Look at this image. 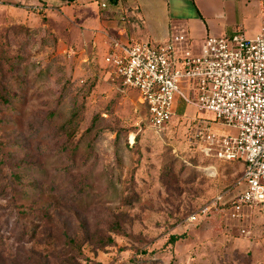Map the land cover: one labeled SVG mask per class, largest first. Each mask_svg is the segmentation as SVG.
Segmentation results:
<instances>
[{
    "label": "rangeland",
    "instance_id": "rangeland-1",
    "mask_svg": "<svg viewBox=\"0 0 264 264\" xmlns=\"http://www.w3.org/2000/svg\"><path fill=\"white\" fill-rule=\"evenodd\" d=\"M3 6L0 264H63L73 255L67 238L100 264H264L257 213L186 224L242 173L203 157L193 136L207 126L223 136L235 130L179 103L185 114L151 132L137 93L107 83L104 54ZM108 238L114 243L100 251Z\"/></svg>",
    "mask_w": 264,
    "mask_h": 264
},
{
    "label": "built area",
    "instance_id": "built-area-1",
    "mask_svg": "<svg viewBox=\"0 0 264 264\" xmlns=\"http://www.w3.org/2000/svg\"><path fill=\"white\" fill-rule=\"evenodd\" d=\"M104 64L108 84L137 93L151 132L164 131L179 103L211 112L236 131L235 136H223L207 126L193 136L205 158L239 161L245 171L234 190L218 194L186 224H199L227 210L240 220L257 213L264 224V3L260 33L254 40L241 33L209 36L197 54L183 34L156 46L112 39Z\"/></svg>",
    "mask_w": 264,
    "mask_h": 264
},
{
    "label": "crops",
    "instance_id": "crops-1",
    "mask_svg": "<svg viewBox=\"0 0 264 264\" xmlns=\"http://www.w3.org/2000/svg\"><path fill=\"white\" fill-rule=\"evenodd\" d=\"M9 13L23 11L28 20L45 18L78 44L104 54L112 39L120 43H165L185 35L197 51L211 37L260 33L264 0H0ZM106 4L102 8V4ZM74 29V30H73Z\"/></svg>",
    "mask_w": 264,
    "mask_h": 264
},
{
    "label": "trees",
    "instance_id": "trees-1",
    "mask_svg": "<svg viewBox=\"0 0 264 264\" xmlns=\"http://www.w3.org/2000/svg\"><path fill=\"white\" fill-rule=\"evenodd\" d=\"M180 104H182V103H180ZM144 109H145V107H144ZM185 109H186L185 107H181L178 104L177 107H176V109H175L174 115H182L183 116L185 114ZM166 128H167V124L165 126V129ZM165 129H164V131H165ZM220 163L240 165L241 168H242V173L239 176L238 180H241L242 179L243 174H244V171H245V165L242 162H239V161H235V162H223V161H220ZM237 181H236V183H237ZM234 185H232L231 187L225 188L224 190H221L219 193H223L224 191L232 188ZM219 217H221V216H219ZM211 219H215V218H211ZM115 228H116V229H114L115 230L114 231L115 234L118 235V234L122 233V230L120 229V227H119L118 224L115 225ZM178 239H179V237H171L170 238V242L171 243H175ZM113 243H114L113 242V239L112 238H108L103 244H101L99 246L98 249L100 251L101 250H104L105 248L111 246ZM65 245H66V247L69 250L67 252V254H73V255L70 258L65 259V261L63 262V264H82V262H85V264H100V263H96L94 261H90L88 259H85L84 254L82 252V247H81V245L75 239L67 238L66 239V242H65Z\"/></svg>",
    "mask_w": 264,
    "mask_h": 264
}]
</instances>
